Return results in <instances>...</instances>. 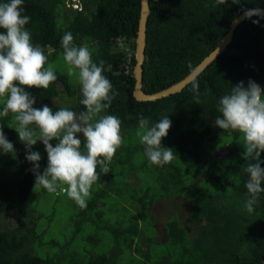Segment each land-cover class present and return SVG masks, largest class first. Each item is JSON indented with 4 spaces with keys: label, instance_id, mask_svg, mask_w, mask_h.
Listing matches in <instances>:
<instances>
[{
    "label": "trees",
    "instance_id": "1",
    "mask_svg": "<svg viewBox=\"0 0 264 264\" xmlns=\"http://www.w3.org/2000/svg\"><path fill=\"white\" fill-rule=\"evenodd\" d=\"M67 1L23 0L22 14L30 17L25 27L33 44L44 49L48 62L63 54L61 39L66 32L72 33L76 46L89 47L93 62H104L102 74L118 95L101 115H115L121 120L124 143L111 161V170L103 174L101 188L93 190L79 214L78 222L97 230L77 246L72 243L82 229L74 231L63 244L68 252L73 249L70 256L65 250L59 257L40 256L32 253L29 245L39 237L35 234L36 223L28 227L23 221L19 227L11 228L6 218L15 212L29 218L31 208L23 206L35 189V174L11 113L0 117V127L14 148L11 153L0 150V264H150L149 253L143 252L139 239L144 228L138 221L145 222L157 200L177 196L190 201V221L194 225L180 226L176 215L167 221V249L162 253L165 256L151 260V264H264V192L259 194L252 213L244 207L249 198L245 168L255 161L243 158V141L238 131L220 128L217 134L211 124L221 115L220 98L229 94L233 86L243 82L247 87L252 80L264 90V19L251 17L239 25L227 49L181 92L154 102H137L132 92L140 0H82L79 11L67 8ZM149 7L142 83L144 92L155 93L188 75L216 48L243 9L263 8L264 0H226L224 4L217 0H149ZM253 20L259 23L254 24ZM56 74L57 80L48 89L33 87L25 91L35 99H76L67 107L57 103L51 107L54 112L60 108L84 111L81 86L72 84L59 70ZM193 83L199 85L197 91H193ZM2 107L0 98V110ZM141 115L150 125L168 115L171 128L161 144L175 151L170 163L158 166L148 161L144 146L135 135ZM51 143L55 146L58 141ZM214 150L221 153L214 155ZM32 151L41 155L42 173L48 162L47 152L43 154L37 144ZM182 158L190 161L188 168L180 163ZM185 176L193 178H189L190 184L185 183ZM198 181L203 186L197 187ZM131 201L137 208L134 214L128 213ZM108 204L114 218L120 220L118 223L125 219V213L131 216L129 224L111 226L101 208ZM103 230L105 234L110 231L108 235L113 239L108 247L102 246L98 238V232ZM189 231L194 233L192 238L187 237ZM144 240L147 244L149 238ZM112 249L121 252L115 250L111 254ZM125 251L130 252V258L125 257ZM171 256L173 263L169 262Z\"/></svg>",
    "mask_w": 264,
    "mask_h": 264
},
{
    "label": "clouds",
    "instance_id": "2",
    "mask_svg": "<svg viewBox=\"0 0 264 264\" xmlns=\"http://www.w3.org/2000/svg\"><path fill=\"white\" fill-rule=\"evenodd\" d=\"M217 3L224 4L226 0H217ZM22 4L23 0L0 2V98L3 103L0 117L12 115L14 129L27 150L26 159L33 164L34 187L50 193L60 189L84 208L92 186L100 180L101 174L111 170V161L124 143L121 120L115 115H101L118 93L113 91L111 81L102 74L104 62H93L89 47L76 46L72 33L66 32L61 39L63 61L67 76L75 77L81 86L83 98L80 103L85 110L77 113L60 108L54 112L47 105L33 107L35 97L25 88L46 90L58 77L44 49L32 42L31 33L25 27L30 17L22 14ZM67 4L70 5L67 8L82 9L72 6L79 5L78 0H68ZM243 11L245 18L251 19L256 15L264 19V10L259 8ZM252 22L258 24L259 20ZM198 87L193 83V91ZM218 111L221 115L215 119V125L223 131H238L243 141V158L255 161L245 168L249 177L245 184L249 198L244 207L252 213L259 194L264 192V168L261 167L264 163L261 161V153H264V90L252 80L247 87L240 82L220 98ZM171 123L168 115L152 125L146 117H139L135 135L153 165L163 166L175 159V151L161 144ZM81 133L83 140L78 135ZM53 140L58 141L55 146L51 143ZM37 141L43 143L48 157L42 173L41 155L32 151ZM0 150L4 153L14 151L2 127Z\"/></svg>",
    "mask_w": 264,
    "mask_h": 264
},
{
    "label": "rangeland",
    "instance_id": "3",
    "mask_svg": "<svg viewBox=\"0 0 264 264\" xmlns=\"http://www.w3.org/2000/svg\"><path fill=\"white\" fill-rule=\"evenodd\" d=\"M77 1V0H76ZM79 5L78 7H82V0H78ZM66 6H69L68 4ZM65 21V19H64ZM52 50H49L48 53H51ZM49 63L53 64L55 66L56 70H59L67 75L66 72V66L63 61V54L59 56V54L53 59L50 60ZM72 84L76 85L77 87H80V84L76 80L75 77H69ZM59 89L61 87H58ZM26 90V88H25ZM36 103L33 105L35 108H42L44 105H47L48 107H52L59 103L63 107L71 106L73 102H76V99L74 101V98H66V97H60L57 99H51V100H44V99H35ZM75 104V103H74ZM213 130L215 133H220V128L215 125V120L212 121ZM81 139L83 140L82 133L78 134ZM38 145V148L43 149V154L45 153V146L41 141H37L36 143ZM220 151H213L212 154L218 155L220 154ZM138 164V162H135ZM181 164H184L185 168H188L190 166V161L187 159H181ZM192 170V169H191ZM99 171V168L97 169ZM115 174V173H114ZM113 174V175H114ZM188 174V173H187ZM185 183L190 184L189 178L193 179L191 176H185ZM106 179V178H105ZM132 180L138 181L135 179V177H131ZM139 180H141L139 178ZM111 182L110 180H108ZM102 182H104V175L101 174L100 180L95 183L92 186L91 194L87 198L86 203L90 200V198L93 196V190L95 188L98 189L101 188ZM197 187L203 186L200 181H198V184H196ZM62 192V193H61ZM35 195V196H33ZM109 206L103 205L101 208L105 211L104 218L107 219L109 224L113 226V224H117L118 219L114 218L110 207L111 204H108ZM23 208H31L30 210V216L29 218H25L24 214L15 212L10 213L6 218L9 220L11 224V228L19 227L22 222H26L28 227L33 226V223H36L35 225V234L39 237L36 239H33L34 242H30L29 245L32 253L40 256H46V254L49 255H55V256H61L62 252H68L63 247V244L66 243L68 238H71V235L74 231H76L78 228L79 230L82 229V233L79 231V236H76L75 241L72 243L74 246H77L79 244H84V237H86L88 234L92 235L94 231L97 230L96 227H91L85 224H81V222H78L79 214L81 213V210H84V208H81L78 206L72 199H70L65 192L58 189L56 192H48L45 189H42L40 187H36L28 199V201L25 203ZM136 206L133 201H131V205H129V211L128 213L134 214L136 213ZM33 211V212H32ZM149 211V210H148ZM126 217L124 220L118 223L120 226L121 224L128 225L129 221L131 219V216L127 217L128 214L125 213ZM177 216L178 218V224L180 226H188L194 225L190 221V201L186 200L182 196H177L175 198L169 199V200H157L152 209L147 213L145 222L140 220L138 221V225L141 227L143 226V235H141L140 242L142 243V249L143 252H148L149 260H153L158 257H162L164 254L163 252L167 249V243H164L167 241V232L165 228V223L169 220H174V216ZM91 217V216H90ZM32 219L31 223L28 222V219ZM87 217V221H88ZM117 225V226H118ZM106 231H100L98 232V238L101 239V245L104 247H108L113 243V239H110L109 235L110 231L105 234ZM97 233V232H96ZM194 236V233L189 231L187 237L192 238ZM145 239L149 238V241H147V244L145 243ZM138 240V239H137ZM135 241H133V244ZM47 244H50V246H47ZM148 245V246H147ZM89 246V245H88ZM134 245H132V248ZM64 248V249H63ZM90 248V247H89ZM91 249V248H90ZM87 250L89 253H93L91 250ZM101 249V248H98ZM149 249V251H148ZM65 250V251H64ZM121 252V249H112L110 252L113 254V251ZM73 253V249H69V252L66 255H69ZM133 255H135L137 258L139 256L132 250L131 252ZM125 257L130 258V252L125 251ZM172 255V252L169 254ZM165 256V255H164ZM160 257V258H161ZM171 256V260L169 262L173 263L174 259ZM62 260V259H61ZM66 260L64 259V262ZM149 263L151 264V262Z\"/></svg>",
    "mask_w": 264,
    "mask_h": 264
},
{
    "label": "water",
    "instance_id": "4",
    "mask_svg": "<svg viewBox=\"0 0 264 264\" xmlns=\"http://www.w3.org/2000/svg\"><path fill=\"white\" fill-rule=\"evenodd\" d=\"M259 9L264 10V7ZM150 13L151 10L149 7V0H140L139 20L136 32L134 52L135 65L133 68V77L135 82L132 92V96L137 102H154L181 92L186 86L192 83L202 72H204V70L227 49V47L233 41L234 31L247 19L245 18L244 12L241 13L238 17H236L231 22L229 30L219 41L216 48L212 50L188 75H186L180 81L158 92L146 93L143 90L142 78L143 64L145 61L147 22ZM252 17L259 16L253 15Z\"/></svg>",
    "mask_w": 264,
    "mask_h": 264
},
{
    "label": "built area",
    "instance_id": "5",
    "mask_svg": "<svg viewBox=\"0 0 264 264\" xmlns=\"http://www.w3.org/2000/svg\"><path fill=\"white\" fill-rule=\"evenodd\" d=\"M70 6V5H69ZM72 6L74 7V8H78V5L77 4H72Z\"/></svg>",
    "mask_w": 264,
    "mask_h": 264
}]
</instances>
